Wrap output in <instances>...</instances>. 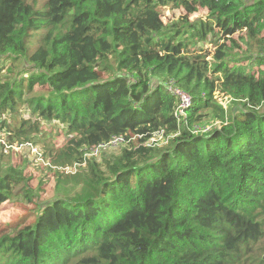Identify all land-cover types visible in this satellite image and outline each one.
Wrapping results in <instances>:
<instances>
[{
  "label": "trees",
  "instance_id": "16d2710c",
  "mask_svg": "<svg viewBox=\"0 0 264 264\" xmlns=\"http://www.w3.org/2000/svg\"><path fill=\"white\" fill-rule=\"evenodd\" d=\"M37 1L0 0V129L30 143L63 125L55 164L136 142L43 203L31 177L0 171V206L37 202L0 264H264V0ZM164 7L183 19L164 24ZM174 88L192 99L183 115Z\"/></svg>",
  "mask_w": 264,
  "mask_h": 264
},
{
  "label": "rangeland",
  "instance_id": "374dc122",
  "mask_svg": "<svg viewBox=\"0 0 264 264\" xmlns=\"http://www.w3.org/2000/svg\"><path fill=\"white\" fill-rule=\"evenodd\" d=\"M43 4V0H38L35 6L42 7ZM160 13L163 23L169 26L177 23L184 17L182 11L172 10L169 7L161 8ZM206 13V11H199L189 16V20L204 19L207 15ZM40 35L41 33H37L31 39L29 44L31 49L34 50L38 46ZM233 39L236 41V45L239 46V49H235L234 52L240 55V50H244V47L238 42L237 36L233 37ZM219 43L221 44L222 41H219L217 44ZM218 46H212L211 44L203 45V49L210 54L207 58L208 60H211V56ZM9 63L10 62H6V65ZM262 69L264 70V67H262ZM9 70L10 68L1 71L0 77H5ZM27 71L29 72V69ZM24 79H28V75L27 77L24 76ZM214 100L219 106L224 107V109L230 107V100H228L219 89L215 90ZM21 115L27 117L30 114L27 112L26 116L24 107L19 111V116L14 118L7 113L5 114V121H7V123L9 122L8 124L11 123L10 129L18 124L15 122L19 121ZM216 124L218 125V122ZM66 136L67 133L63 125L57 122L46 125V128L43 126L40 134L34 136L30 143H23L17 140L12 131L0 129V140L4 142V144H0V171L5 170V168L9 169L10 167H14L16 170L22 171L24 176L31 177V186L33 188L40 187V200L38 203H43L51 200L55 196L69 195L66 188L61 195L59 193L60 188L63 184L65 187L72 186L74 182L79 181L82 177H86L89 173L90 163H100L103 158L108 159L116 155L118 150L127 146L129 142H136L135 136H132L129 141L126 142L125 140L123 143L111 145L110 148L103 149L101 152L99 151L98 155L95 156L92 155L94 149L91 148L92 150H86L85 152L87 153L84 155V162L80 164L72 163L69 165L63 162L55 164L60 155L58 152L63 151L65 147L67 141ZM166 140L167 138H164L162 135H157L149 141L148 146L160 147L165 144ZM26 144L29 145L26 146ZM103 154L104 157L102 158L101 156ZM75 193L76 192L73 191V194ZM35 205H37V202H34L33 205L26 204V199L21 194L18 195L15 193L9 197L8 200L0 206V240L12 237L14 232L18 229L31 224L37 215Z\"/></svg>",
  "mask_w": 264,
  "mask_h": 264
},
{
  "label": "built area",
  "instance_id": "2783aa9c",
  "mask_svg": "<svg viewBox=\"0 0 264 264\" xmlns=\"http://www.w3.org/2000/svg\"><path fill=\"white\" fill-rule=\"evenodd\" d=\"M173 93L177 96V98L180 102L178 112L183 115L184 111L188 110L192 106V99L188 94L184 93L182 90H180L178 88H174ZM227 99H228V97H227ZM123 142H125V139L122 136L114 137L108 143H105V144H102V145H99L97 147L92 148V149H94L92 151V155H94V156L98 155L99 151L101 152L103 149L110 148L111 145H115L117 143H123ZM0 144H4V142L0 140ZM28 145L29 144H26V146H28ZM92 149H90V150H92ZM86 153L87 152L83 153L82 162H84V155ZM76 164H80V163H76Z\"/></svg>",
  "mask_w": 264,
  "mask_h": 264
}]
</instances>
